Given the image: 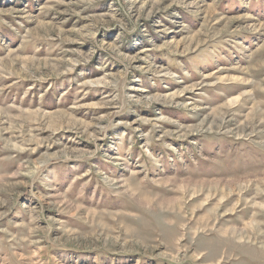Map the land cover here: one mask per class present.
<instances>
[{
	"label": "rangeland",
	"instance_id": "1",
	"mask_svg": "<svg viewBox=\"0 0 264 264\" xmlns=\"http://www.w3.org/2000/svg\"><path fill=\"white\" fill-rule=\"evenodd\" d=\"M262 67L264 0H0V264H264Z\"/></svg>",
	"mask_w": 264,
	"mask_h": 264
},
{
	"label": "bare ground",
	"instance_id": "2",
	"mask_svg": "<svg viewBox=\"0 0 264 264\" xmlns=\"http://www.w3.org/2000/svg\"><path fill=\"white\" fill-rule=\"evenodd\" d=\"M241 72V71H240ZM264 72V67H262V68H260V69H258L257 70V73L259 74V75H261L262 73ZM261 84V83H260ZM258 87V86H257ZM258 91V90H257ZM263 103V102H262ZM257 225V223H256V221L255 220H253V219H251V224H253V225H255V224ZM182 233V232H181ZM259 244V243H258Z\"/></svg>",
	"mask_w": 264,
	"mask_h": 264
}]
</instances>
